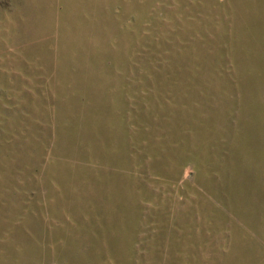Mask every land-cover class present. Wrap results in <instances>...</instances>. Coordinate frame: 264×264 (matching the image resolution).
Returning a JSON list of instances; mask_svg holds the SVG:
<instances>
[{
    "label": "rangeland",
    "instance_id": "374dc122",
    "mask_svg": "<svg viewBox=\"0 0 264 264\" xmlns=\"http://www.w3.org/2000/svg\"><path fill=\"white\" fill-rule=\"evenodd\" d=\"M0 264H264V0H0Z\"/></svg>",
    "mask_w": 264,
    "mask_h": 264
}]
</instances>
